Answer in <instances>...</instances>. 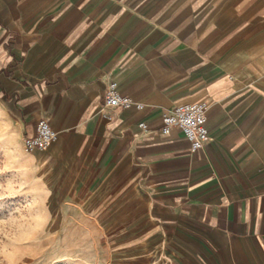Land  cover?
<instances>
[{
	"label": "crops",
	"instance_id": "1",
	"mask_svg": "<svg viewBox=\"0 0 264 264\" xmlns=\"http://www.w3.org/2000/svg\"><path fill=\"white\" fill-rule=\"evenodd\" d=\"M0 103L57 133L40 178L109 263L264 264V0H0ZM199 103L192 152L161 116Z\"/></svg>",
	"mask_w": 264,
	"mask_h": 264
},
{
	"label": "clouds",
	"instance_id": "2",
	"mask_svg": "<svg viewBox=\"0 0 264 264\" xmlns=\"http://www.w3.org/2000/svg\"><path fill=\"white\" fill-rule=\"evenodd\" d=\"M23 124L0 103V264H27L52 235V191L40 178L39 161L29 149ZM20 198L7 212V201ZM72 264H109L93 245L85 246Z\"/></svg>",
	"mask_w": 264,
	"mask_h": 264
},
{
	"label": "built area",
	"instance_id": "3",
	"mask_svg": "<svg viewBox=\"0 0 264 264\" xmlns=\"http://www.w3.org/2000/svg\"><path fill=\"white\" fill-rule=\"evenodd\" d=\"M131 106L129 99L122 97L115 83H109L104 94L105 109H127ZM141 105H136L140 110ZM205 105L188 104L165 112L161 116L162 134H167L172 129H179L190 144V151H197L209 143L210 137L206 128ZM139 128L145 130L146 126L140 124ZM31 151H46L57 140V133L46 121H40L32 137L24 138Z\"/></svg>",
	"mask_w": 264,
	"mask_h": 264
},
{
	"label": "rangeland",
	"instance_id": "4",
	"mask_svg": "<svg viewBox=\"0 0 264 264\" xmlns=\"http://www.w3.org/2000/svg\"><path fill=\"white\" fill-rule=\"evenodd\" d=\"M47 184L50 187V184ZM19 201V197L7 201L3 211L7 212ZM49 204L54 217L52 235L47 237L44 245L34 253L36 259L27 261V264H72L87 245L95 246L107 256L109 236L104 230L105 227H72L71 216H64L61 219L59 215H55L57 203L53 193Z\"/></svg>",
	"mask_w": 264,
	"mask_h": 264
},
{
	"label": "bare ground",
	"instance_id": "5",
	"mask_svg": "<svg viewBox=\"0 0 264 264\" xmlns=\"http://www.w3.org/2000/svg\"><path fill=\"white\" fill-rule=\"evenodd\" d=\"M34 151H37V150H33L32 152H34ZM39 152H44V151H39Z\"/></svg>",
	"mask_w": 264,
	"mask_h": 264
}]
</instances>
